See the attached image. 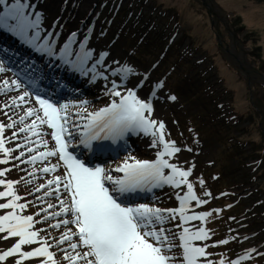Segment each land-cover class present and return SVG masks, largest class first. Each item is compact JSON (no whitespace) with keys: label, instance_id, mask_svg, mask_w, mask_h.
Returning a JSON list of instances; mask_svg holds the SVG:
<instances>
[{"label":"rangeland","instance_id":"obj_1","mask_svg":"<svg viewBox=\"0 0 264 264\" xmlns=\"http://www.w3.org/2000/svg\"><path fill=\"white\" fill-rule=\"evenodd\" d=\"M20 2L35 5L34 8H25L24 12L28 15L31 11L41 13L40 27L43 25L51 32H59L60 45L57 49L67 43L72 33L76 32L77 36L73 40L84 43L85 49H91L95 53L92 64L104 69L102 63H105L103 72L108 79L106 85H101L99 81L97 87H101L100 93V88L95 85H92L94 91H86V86L90 83L89 74L76 69L78 73L75 77L82 78L85 88L77 86L76 93L67 96L66 101V98L53 101L57 106L67 105L69 117L80 128L87 123L80 116H87V113L107 107L113 100L118 101L119 97L109 93L112 81L121 83L118 75H113L114 69L127 65L135 70V75H130L123 82L127 88H133L144 76L148 77L145 85L136 89L137 94L143 99L151 98V119L162 121L165 124V138L176 141L177 146L182 149L174 163L184 169L191 168L192 176L189 181L193 183L196 195L208 201L199 206L192 201L187 209V214L211 213L206 220H193L190 224L183 225L193 231L199 228L208 231V240L193 242L197 246L207 245L208 255L199 258L201 264L209 261L211 264H219L221 260L224 264H232L233 261H238L239 264H264V0ZM15 3L16 0H6L4 4H0V13L6 14L10 10L9 6ZM29 18L35 17L29 15ZM125 20L136 23L138 27L132 33L135 34L134 37L132 35L128 41L122 35ZM34 33L30 34L31 37ZM16 36L18 35L14 32L0 29V45L6 43L8 48L10 44H15L11 40ZM40 40L41 36L35 41L40 43ZM135 44L139 48L138 55L132 49ZM102 53L108 55L102 56ZM26 57L28 55H25L23 62ZM169 60L176 61L178 75L184 73L183 66L186 74L170 76L166 69ZM0 62L6 69L0 72V77L4 76L1 77V82L5 81V77L9 78L8 92L3 94L4 89L0 88V123L7 124L12 120L18 122L15 128L5 131V146L16 149L12 153L15 157L22 151V148H16L21 139L18 136L13 138L11 133L17 132L20 125L23 127L24 124L31 123L34 117L21 124L18 110L14 116L11 115V108H3V103L6 102L4 97L10 94L14 99V94L20 90H14V85H11L10 77L17 78L13 77L14 73L11 72L7 59L1 54ZM161 83L163 86L158 87ZM74 90L71 88V91ZM120 90L123 93L124 88ZM171 96L176 99H170ZM49 133L47 135L50 137ZM142 135L150 143L147 149H139L134 140L126 153L109 164L116 167L118 160L124 162L129 157L155 160L162 145L154 147L155 138L150 134ZM30 139L34 141L33 136ZM6 166H11L12 170L0 179L19 180L16 187L22 197L20 202L30 205L22 212L17 210L19 214L35 217L41 208H47L48 203L55 205L48 212L59 211V199L63 195H44L46 191L55 189V185L47 186V181L52 176L41 172L39 167L33 168L31 173L25 172L21 158H9L8 164H0V168ZM169 171L166 169L165 173L168 174ZM200 180L204 183L200 184ZM42 183L46 187L36 191ZM3 190L4 186L0 185V191ZM186 191V185L179 188L163 185L161 189H154L150 197L151 206L155 204V207L162 209L178 208L177 196ZM0 202H6V198H0ZM7 211L9 210L0 209V214ZM46 215V212H40V216L35 218L41 222L34 227L44 229L41 234L47 233V239L53 245L51 250L56 252L62 264H67L62 260L60 250H73L68 248L67 241L57 247L55 240L59 239L66 227L75 230V226L50 228L49 224L56 223L57 217H50L45 221L43 217ZM179 223L177 218L165 226L173 228V225ZM173 231L178 234L181 229L173 228ZM16 239L0 240V252L11 247ZM75 240L74 237L72 242ZM175 242L179 243L178 240ZM25 247L24 250H31ZM181 251L174 249L173 254L179 256ZM40 261L34 258L23 264H40ZM0 264L7 262L0 261Z\"/></svg>","mask_w":264,"mask_h":264},{"label":"snow or ice","instance_id":"obj_2","mask_svg":"<svg viewBox=\"0 0 264 264\" xmlns=\"http://www.w3.org/2000/svg\"><path fill=\"white\" fill-rule=\"evenodd\" d=\"M5 2L6 0H0V4ZM9 7L10 10L6 14L0 13V29L23 36L27 35L28 29L39 27L41 13L35 12L33 14L35 18L30 19L24 12L25 8H34L35 5H27L16 0V3ZM58 35V32H48L43 42L34 46L40 53L58 57L72 68H80L91 59L92 50L85 49L83 43L80 44V50L75 53L67 43L57 50ZM72 35L75 36L76 33ZM38 38L39 34L36 32L29 43H34ZM73 55L76 57L75 60L70 59ZM100 55L107 56L108 53ZM5 70L3 63L0 62V72ZM113 75H118L121 83L112 81L109 93L119 97V101L113 100L109 106L79 117L87 121L79 136V143L91 148L92 141L102 139L116 141L123 139L129 133L142 132L155 138L154 147L157 144L162 145V150L157 152L155 160L129 157L113 170L99 165L87 166L69 151L71 140L76 139L74 131L79 130L80 125L70 120L68 106H57L39 94H36L34 98L39 107H27L24 114L19 117L21 124L26 119L34 117L31 123L24 124L18 131L29 134V137L25 138L26 143H36L45 149L38 151V149L28 148L29 153H36L29 157L28 162L34 163L38 160L45 161L49 157H58V161L62 162L66 169L65 174L56 175L47 181V186L55 185V189L44 193L45 196L55 195L63 187L64 197L59 199V211L48 212V209L55 207L53 203H48L47 208L40 209V212L47 213L43 217L45 221L50 217H67L49 224L50 228L60 229L62 225L75 226V230L66 227L59 239L55 240L57 247L67 241L68 248L73 250L68 252L66 249H61L62 260L67 264H80L81 261L83 264H201L199 258L208 255L207 245L197 246L193 242L208 240V231L204 228L193 231L183 225L193 220H206L211 213L200 212L189 215L187 206L192 201L197 206L206 204L208 201L196 195L194 185L189 181V177L192 176L191 168L184 169L177 163L170 162V158L176 156L182 149L177 146L176 141L165 138V124L162 121L151 119L153 112L151 98L143 99L137 94L136 89L142 88L148 77L144 76L133 88H127L123 82L130 75H135L132 67L122 65L113 70ZM3 84L8 87L9 81L5 80ZM11 85H14L16 89L24 87L19 79L11 80ZM162 86V83L158 85V87ZM121 88H124L123 93ZM29 96L30 92L25 90L14 98L12 103L19 107L20 104L28 103L26 98ZM170 99L175 100L176 97L171 96ZM17 101L20 104H17ZM84 111L87 110L84 109ZM17 123L16 120L7 124L0 123V153L4 154L0 164H8L9 158L20 160L25 155L24 151H20L19 156L13 157L12 153L16 149L5 146L6 129L15 128ZM45 125L51 130L49 135L55 142L53 148H49L48 140L44 139L41 126ZM11 136L15 138L17 132L13 131ZM32 136L37 137L36 141L30 139ZM22 147L24 145H16V148ZM59 167L60 164L56 163L44 166L40 170L44 173H54ZM166 169L170 170L168 174L165 173ZM9 171H11L10 168H3L0 170V177H4ZM113 171L122 175L114 176ZM19 183V180L0 179V185L4 186V190L0 191V198H6V202H0V209L9 210L5 214H0V234H5L0 235V240L17 238L11 247L0 252V261H6L7 264H23L26 260L43 258L40 264H62L56 252L51 250L53 245L41 235L44 229L34 227L41 222L35 218L40 216V212H37L34 217V215H21L17 211L22 212L30 206L29 203L20 202L22 197L18 194L16 187ZM203 183L204 181L200 180V184ZM162 185H171L176 188L186 185V193L177 196L178 208L162 209L148 204L132 206L122 201L125 194L134 193L138 189L143 190L149 186ZM45 187L46 185L42 183L36 191ZM205 195H211V193H205ZM177 218L180 223L173 225V228L181 229L178 234L173 231V228L165 226ZM74 237L76 240L72 242ZM176 240L179 241L178 244ZM220 243H227V241H220ZM37 244L39 246L32 247L31 250H24V246L30 247ZM174 249L182 250L179 256L173 254ZM219 264H224V261L221 260ZM232 264H239V262L233 261Z\"/></svg>","mask_w":264,"mask_h":264},{"label":"bare ground","instance_id":"obj_3","mask_svg":"<svg viewBox=\"0 0 264 264\" xmlns=\"http://www.w3.org/2000/svg\"><path fill=\"white\" fill-rule=\"evenodd\" d=\"M35 12L34 11H31L29 13V15H33ZM41 25L39 24V27L37 29H28L27 30V35H24V38H22V36L18 35L16 36V38L20 39L22 41V45H25V44H28L29 41H27V39L29 37H31L30 34L34 33V32H39V36H41V40L39 42H43V38L45 37L46 33L48 32H51L52 30H48V28H44L43 25L42 27H40ZM59 33V32H58ZM28 36V37H26ZM37 40V39H36ZM80 44L81 42H77V41H71V49L73 51V53L77 52L80 50ZM84 44V43H83ZM11 45V48H12V51L10 54H8V56H5L7 59H10L12 62H14L15 60H17L18 57L21 58L20 61L17 62V67L18 66H21V68L23 69H26L28 70L30 73L34 71V69H29L28 65L25 63L23 66L22 64H20L21 62H23V59L25 58V55H28V57H26V60H28L29 62L30 61H34V65L38 64L39 67H38V71H36V78H39V77H44L45 76V71L44 73H40V70L43 68L44 64H45V59H44V55L42 57H40L38 55V52L37 49L35 51H32L30 50V48L28 47L26 51H23L19 48H17L16 44H10ZM60 45V44H58ZM57 45V46H58ZM2 43L0 45V54L2 55ZM84 47H85V44H84ZM86 48V47H85ZM7 55V53H6ZM95 57V53L92 52V57L91 59H89L82 67L80 68H74V70L71 72H68V70L66 68H64L63 71H61V68L60 66L64 63L63 61L62 62H56L55 66L51 69V74H54L56 76L58 75H62V79L63 81H65L69 87L67 89V91H71V88L74 90L75 87L78 85L80 87H83V89L85 88V85L83 84L82 82V78H79V77H75V75L78 73L77 70L81 69V73H88L89 74V85L86 86L87 90L86 91H89V92H92L94 91V89L92 88V85H95L97 87L99 81L101 82V85L104 84L106 85V79H108L105 75H104V72L103 70L105 69V63H102L104 69H99V68H96V67H93V64H92V60L93 58ZM70 59L72 60H75L76 57L75 55H73V57H70ZM97 61H95L96 63ZM16 67V66H15ZM85 67V69H84ZM80 71V70H79ZM12 73H14L12 70H11ZM80 75V74H79ZM1 77H4V76H1ZM1 77H0V88L4 86V84L1 82ZM10 77V76H9ZM13 77H15V75H13ZM57 78V77H56ZM9 78H6L5 77V80H8ZM81 80V81H80ZM54 84H52L50 87H46V90H52L51 88L53 87H56L57 84H55V82L53 81ZM42 88H43V85H42ZM97 88H100V90H98V92L100 93L101 91V87H97ZM105 88V87H104ZM25 90H27L26 88H23V90L19 91L17 94H14L15 97H18L19 95H21ZM29 91V90H27ZM4 93H7L8 90H7V87L6 89H4L3 91ZM30 92V91H29ZM47 97H50V98H54L56 95H61V93L59 92H56V91H47ZM64 92V91H63ZM32 93V92H30ZM35 96L34 95H31L29 97H27L26 99L28 100V103H25V104H20L19 101H17V104H20L19 107L13 105L12 101L13 99L11 98V95L10 94H7L4 99L6 102H4L3 104H10L9 105V108H11V115H14L15 116V113L16 111L18 110V119L21 115L24 114V111L26 110L27 107H39L38 104L35 103ZM3 99V100H4ZM1 98H0V102H1ZM74 112V110H73ZM13 113V114H12ZM42 114V113H41ZM13 119V118H12ZM30 119H32V117H30ZM34 119V118H33ZM70 120L73 121V119L70 117ZM21 127V125L19 126ZM42 127V130L44 131V139H47L48 140V147L49 148H53L55 146V142L47 135L49 132L50 129L47 128V126H41ZM74 132H77V130H75ZM74 135L76 136V139H73L71 140V143L70 144H74V142L76 141H79L77 138H79V136L74 133ZM17 136L21 139L20 142L18 140V143H22V145H24V147H22V151L25 152V155L24 157H21V161H24L22 164V167H24V171L25 172H28V173H31L33 168L35 167H39L40 169H42L44 166H47V165H51V164H56V163H59L60 164V167L57 168V171L56 172H50L48 173V176H56V175H63L65 174L66 172V169L64 168L63 166V163L58 161V157H49L47 158V160L45 161H36L34 163H30L28 162L29 160V157L31 155H34L36 154L35 152H32V153H29L27 151L28 148H34V149H38V151H44L45 149L43 148L42 145H37L36 143H26V139L29 134L28 133H20L18 132ZM128 136H130L132 139L135 140V144L136 146L139 148V149H147V147H149L150 143L145 140L144 136L142 135V133H134V134H128ZM137 137V138H136ZM34 138V141H36L37 137L33 136ZM136 138V139H135ZM2 155L0 153V159H2ZM97 160H101L100 157H97V155L95 156ZM179 157V154H177L176 156L170 158V162H175L177 160V158ZM82 161V160H81ZM121 161V160H120ZM102 167H105V168H108L109 170H113L114 167L111 166V165H103ZM12 170V169H11ZM23 172V171H21ZM42 172V171H41ZM112 174L114 176H120L121 173H115L114 171L112 172ZM60 194L63 195L64 197V189L63 187L60 188L59 192ZM191 204V202L189 203V205ZM189 205L187 206V209L189 208ZM63 216L61 217H57L56 220H59L61 219ZM64 218H67V217H64ZM190 222H187L186 224H189ZM42 236H44L45 238H47V233H45L44 235L41 234ZM39 246L38 244L37 245H32V246H26L25 248H32V247H37ZM38 260H42L43 258H37ZM81 264H83V261L80 262Z\"/></svg>","mask_w":264,"mask_h":264},{"label":"trees","instance_id":"obj_4","mask_svg":"<svg viewBox=\"0 0 264 264\" xmlns=\"http://www.w3.org/2000/svg\"><path fill=\"white\" fill-rule=\"evenodd\" d=\"M124 24H125V30H124V32H123V37H125V38H127V41L128 40H130L131 38H132V33L138 28L137 26H136V23L134 24V23H132V22H128V20H125L124 21ZM135 35V34H134ZM134 35H133V37H134ZM134 41V40H133ZM129 43V42H128ZM129 44H132V43H129ZM157 46V45H156ZM133 50H134V52H136V54L138 55V53H139V48L137 47V45L135 44V48H132ZM156 51V50H155ZM177 66H176V61H174V60H169L168 62H167V64H166V69H167V72H168V74L170 75V76H172V74H174V77H176V76H181V75H185L186 74V71H185V69H184V66H183V68H182V70L184 71V73L183 74H181V75H178L177 74V68H176ZM175 80H177V79H175ZM174 80V81H175ZM258 177V176H257ZM257 179V178H256Z\"/></svg>","mask_w":264,"mask_h":264}]
</instances>
